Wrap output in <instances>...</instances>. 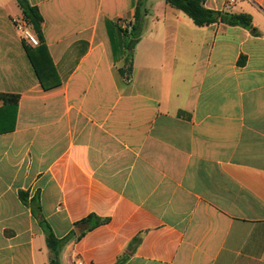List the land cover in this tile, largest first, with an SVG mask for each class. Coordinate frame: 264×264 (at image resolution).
<instances>
[{"label": "crops", "instance_id": "crops-1", "mask_svg": "<svg viewBox=\"0 0 264 264\" xmlns=\"http://www.w3.org/2000/svg\"><path fill=\"white\" fill-rule=\"evenodd\" d=\"M44 88L0 0V264H264V0H206L252 28L199 27L165 0H28ZM144 11L133 73L115 44ZM114 42V41H113ZM123 49H121L122 51ZM90 218L88 223H82Z\"/></svg>", "mask_w": 264, "mask_h": 264}, {"label": "trees", "instance_id": "trees-1", "mask_svg": "<svg viewBox=\"0 0 264 264\" xmlns=\"http://www.w3.org/2000/svg\"><path fill=\"white\" fill-rule=\"evenodd\" d=\"M206 0H165V2L174 7L188 17L192 19L194 24L199 27L209 26L214 23H224L230 26H241L244 28H252V19L246 14H230L225 12H217L207 9L204 4ZM18 7L22 11V20L27 24V26L32 30L34 35L39 40V46L37 47L40 55L43 54L45 61L44 64L39 65L36 58L33 56L32 52L28 49V54L30 59L36 69V72L40 78V81L44 88L50 87L51 84H47L42 76L41 66L44 69L52 70V61L46 51L43 34H42V23L43 18L36 7L29 4L28 0H16ZM144 11L139 3L136 8V13L134 17V22L129 27L122 29L118 27L119 32L122 37L119 38L118 45L115 44V37L111 27H108L110 37L113 43V53L116 59L123 58L124 65L119 68V73L126 79H129L133 73V49L140 39L141 34V21L142 14ZM114 41V42H113ZM121 49H123L121 51ZM0 98H2L5 103L17 104L19 101V96L14 94L0 93ZM90 218L84 220L82 223H88ZM45 235L46 244L50 252L49 264H61L60 256L63 248L73 239V235L66 238L59 239L53 233L51 227L47 223L42 224ZM116 264H122L119 260Z\"/></svg>", "mask_w": 264, "mask_h": 264}, {"label": "built area", "instance_id": "built-area-1", "mask_svg": "<svg viewBox=\"0 0 264 264\" xmlns=\"http://www.w3.org/2000/svg\"><path fill=\"white\" fill-rule=\"evenodd\" d=\"M234 0H228V4H232ZM13 23L18 32H20L23 41L33 47H37L39 45V40L34 35V33L30 30L27 24L21 19H14ZM74 264H83L80 260H77Z\"/></svg>", "mask_w": 264, "mask_h": 264}, {"label": "rangeland", "instance_id": "rangeland-1", "mask_svg": "<svg viewBox=\"0 0 264 264\" xmlns=\"http://www.w3.org/2000/svg\"><path fill=\"white\" fill-rule=\"evenodd\" d=\"M31 30V29H30ZM32 31V30H31Z\"/></svg>", "mask_w": 264, "mask_h": 264}]
</instances>
